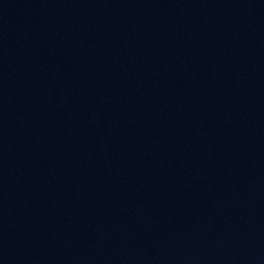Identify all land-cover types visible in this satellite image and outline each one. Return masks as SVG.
<instances>
[{
    "label": "water",
    "instance_id": "1",
    "mask_svg": "<svg viewBox=\"0 0 264 264\" xmlns=\"http://www.w3.org/2000/svg\"><path fill=\"white\" fill-rule=\"evenodd\" d=\"M0 264H264V0H0Z\"/></svg>",
    "mask_w": 264,
    "mask_h": 264
}]
</instances>
